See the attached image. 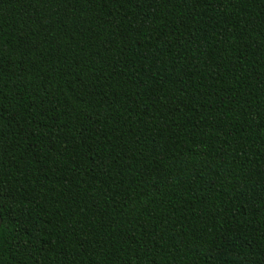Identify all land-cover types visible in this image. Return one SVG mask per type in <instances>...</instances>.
<instances>
[{
	"label": "trees",
	"instance_id": "16d2710c",
	"mask_svg": "<svg viewBox=\"0 0 264 264\" xmlns=\"http://www.w3.org/2000/svg\"><path fill=\"white\" fill-rule=\"evenodd\" d=\"M0 264H264V0H0Z\"/></svg>",
	"mask_w": 264,
	"mask_h": 264
},
{
	"label": "water",
	"instance_id": "95a60500",
	"mask_svg": "<svg viewBox=\"0 0 264 264\" xmlns=\"http://www.w3.org/2000/svg\"><path fill=\"white\" fill-rule=\"evenodd\" d=\"M2 225V216L0 215V227Z\"/></svg>",
	"mask_w": 264,
	"mask_h": 264
}]
</instances>
